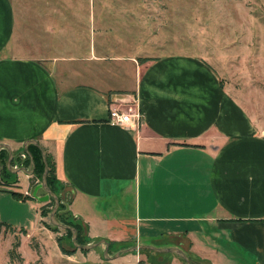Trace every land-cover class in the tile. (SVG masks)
<instances>
[{
  "label": "crops",
  "instance_id": "0c3cea01",
  "mask_svg": "<svg viewBox=\"0 0 264 264\" xmlns=\"http://www.w3.org/2000/svg\"><path fill=\"white\" fill-rule=\"evenodd\" d=\"M93 2L0 0V142L15 152L37 139L87 242L109 241V256L103 243L65 253L57 241L41 256L152 264L142 248L110 256L151 243L202 264H264L263 126L201 55L154 52L166 48L153 34L158 11ZM112 106L140 116L116 122Z\"/></svg>",
  "mask_w": 264,
  "mask_h": 264
},
{
  "label": "rangeland",
  "instance_id": "374dc122",
  "mask_svg": "<svg viewBox=\"0 0 264 264\" xmlns=\"http://www.w3.org/2000/svg\"><path fill=\"white\" fill-rule=\"evenodd\" d=\"M136 1L141 10L158 11L160 16L163 13L162 19L160 16L153 19V34H156L160 48H166L154 52L201 55L215 67L223 81L235 93V98L264 128V0ZM93 5L96 10L97 0H94ZM21 158L17 164L12 162L13 166L21 164ZM27 166L30 167V163ZM2 174L0 172V220L15 227V232L21 237L17 249L25 257L23 264H51L41 254L54 250L57 236L62 237L65 247H75L71 235L64 228L55 226L50 221L49 213L41 216L40 207L47 201L30 196L39 177L24 171ZM40 192L44 193V189L39 188L38 193ZM12 234L14 232L4 226L0 228V264ZM163 242L165 241L156 244ZM145 251L152 257V264L165 262L157 258L150 249ZM33 256L36 257L33 259Z\"/></svg>",
  "mask_w": 264,
  "mask_h": 264
},
{
  "label": "water",
  "instance_id": "95a60500",
  "mask_svg": "<svg viewBox=\"0 0 264 264\" xmlns=\"http://www.w3.org/2000/svg\"><path fill=\"white\" fill-rule=\"evenodd\" d=\"M31 143L36 144L40 148L42 160L44 163V168H43V172H42L40 180L33 185L32 190L30 192V195L32 197H35L38 200L44 201V202L48 201L50 199L53 200V205H52V208L49 212L50 221L56 226L62 227L64 229L68 228L71 230V233H72L71 239H72V243L75 247L81 248V249H89V248H91V247H93L99 243H103L105 246L104 247V255L109 256V254H108L109 241L108 240L101 237V238L96 239L95 241L86 242V243H79L77 241V229H76V227L72 224L63 223L56 218V211H58V210L59 211L69 210V201L60 200L58 194L49 187V185L47 183L48 162H47V158H46V153H45L44 148L37 141V139L32 138V137L25 139L22 143V149L17 150L15 152L12 151V148L8 143L0 142V148L5 147L7 149V152H8L7 158H6L7 168L12 172L24 171L27 174L33 173V171H34V160H33V156L29 150V147H28L29 144H31ZM22 152H24L25 154L26 153L28 154L30 167L24 165L23 163L13 166L12 162L17 161L19 155ZM0 160H1V158H0ZM39 188L44 189V193L39 194L38 193ZM60 202H64V208H62V209H58ZM77 216H79V214H77V213L73 214L74 218H76ZM140 248H150V249H154V250L161 251V252H167V251L175 252L178 255H180L182 258H184V260L186 261L187 264H192V261H191V258L189 257V255L179 246L155 247L153 245H148V244H133V245H129V246L123 247L121 249H118L117 251H115L110 256L114 257V256H117V255L123 253V252L131 251V250H135V249H140Z\"/></svg>",
  "mask_w": 264,
  "mask_h": 264
},
{
  "label": "trees",
  "instance_id": "16d2710c",
  "mask_svg": "<svg viewBox=\"0 0 264 264\" xmlns=\"http://www.w3.org/2000/svg\"><path fill=\"white\" fill-rule=\"evenodd\" d=\"M28 147H29V150H30V152H31V154L33 156V160H34V171H33V174L35 176L39 177V179H40L41 175H42V172H43V168H44V163H43V160H42L41 150L34 143L29 144ZM7 153L8 152H7V149L5 147L4 148H0V158L2 159V161H4L5 157H7ZM20 157H21V154L19 155L17 161H15L13 163H18ZM46 158H47V162H48L47 183H48L49 187L58 194L60 200L69 201L70 200V192L62 191V188H63L62 184H60L59 182L56 181L54 163L52 162L50 156L47 153H46ZM21 160H22V163L27 166V164L29 163L28 154L26 153V157H22ZM0 172L5 175V173L6 174H10L11 171L8 168H6V166L4 165L3 168L0 169ZM12 192L14 194H20V192H17V191H12ZM25 196H28V195H25ZM52 205H53V200L52 199L48 200L45 203V205H42L40 207L41 216L46 215L47 213H49V211L52 208ZM62 208H64V202H60L59 207H58V209H62ZM56 218L59 221L63 222V223L72 224V225H74L76 227V229H77V241L79 243H86L87 242V240H86V238L84 236L83 225L78 221L77 217L76 218L72 217V213L70 212V210H67V211H62V210L59 211L58 210V211H56ZM2 226H4V228L10 229L12 232H14V237L15 238H14V241L12 243V246L9 249L10 262H13L14 260H21L22 256H21L20 252L17 249V247L19 245V236L15 232V227L11 226L9 223H4L3 221L0 220V228ZM20 229L25 231L24 228H20ZM65 230H66L67 234L72 235L70 229L67 228ZM61 239H62V237H60V236L56 237V241H57L58 246L61 249V251L65 252V253H71V252H73L76 249V247H73V248L65 247L62 244ZM142 249H148V248H142ZM192 264H202V263L192 262Z\"/></svg>",
  "mask_w": 264,
  "mask_h": 264
},
{
  "label": "built area",
  "instance_id": "2783aa9c",
  "mask_svg": "<svg viewBox=\"0 0 264 264\" xmlns=\"http://www.w3.org/2000/svg\"><path fill=\"white\" fill-rule=\"evenodd\" d=\"M109 116L114 119V121L119 122V123H125L129 120H135L137 117H139V112L134 111V112H125L116 106H112L109 109ZM26 154L24 152L21 153V157H25ZM17 164V163H15Z\"/></svg>",
  "mask_w": 264,
  "mask_h": 264
},
{
  "label": "flooded vegetation",
  "instance_id": "af4514ba",
  "mask_svg": "<svg viewBox=\"0 0 264 264\" xmlns=\"http://www.w3.org/2000/svg\"><path fill=\"white\" fill-rule=\"evenodd\" d=\"M6 158L7 157H5V160L4 161H2V159L0 160V169L3 168L4 165L6 166ZM6 168H7V166H6Z\"/></svg>",
  "mask_w": 264,
  "mask_h": 264
}]
</instances>
